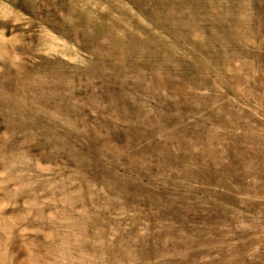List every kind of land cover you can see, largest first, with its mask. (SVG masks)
Returning a JSON list of instances; mask_svg holds the SVG:
<instances>
[{"label": "rangeland", "instance_id": "obj_1", "mask_svg": "<svg viewBox=\"0 0 264 264\" xmlns=\"http://www.w3.org/2000/svg\"><path fill=\"white\" fill-rule=\"evenodd\" d=\"M0 264H264V0H0Z\"/></svg>", "mask_w": 264, "mask_h": 264}]
</instances>
